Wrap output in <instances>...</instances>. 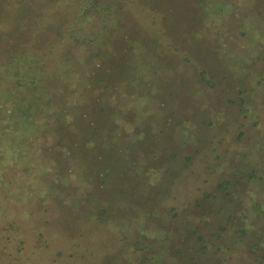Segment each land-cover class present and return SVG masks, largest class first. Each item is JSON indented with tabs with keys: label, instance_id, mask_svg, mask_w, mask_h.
<instances>
[{
	"label": "rangeland",
	"instance_id": "obj_1",
	"mask_svg": "<svg viewBox=\"0 0 264 264\" xmlns=\"http://www.w3.org/2000/svg\"><path fill=\"white\" fill-rule=\"evenodd\" d=\"M82 1L0 0V264H264V0Z\"/></svg>",
	"mask_w": 264,
	"mask_h": 264
},
{
	"label": "trees",
	"instance_id": "obj_2",
	"mask_svg": "<svg viewBox=\"0 0 264 264\" xmlns=\"http://www.w3.org/2000/svg\"><path fill=\"white\" fill-rule=\"evenodd\" d=\"M89 3H92V0H83L81 3H79V10L77 9L76 10V12H78V15L80 14V16L82 15V13L84 12V11H86V10H88L89 9ZM79 18V17H78ZM1 33V32H0ZM9 55H10V53L9 54H4V56H6V57H9ZM2 58V54L0 53V59ZM13 59V58H12ZM14 60L15 59H13L12 60V62L11 61H9V67H6V69H10L11 68V66L13 65V63H14Z\"/></svg>",
	"mask_w": 264,
	"mask_h": 264
}]
</instances>
